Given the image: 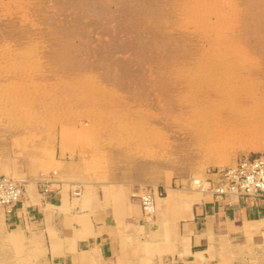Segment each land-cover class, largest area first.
<instances>
[{"label":"rangeland","instance_id":"374dc122","mask_svg":"<svg viewBox=\"0 0 264 264\" xmlns=\"http://www.w3.org/2000/svg\"><path fill=\"white\" fill-rule=\"evenodd\" d=\"M255 155L264 0H0V173L26 187L77 160L141 196L204 194Z\"/></svg>","mask_w":264,"mask_h":264},{"label":"crops","instance_id":"0c3cea01","mask_svg":"<svg viewBox=\"0 0 264 264\" xmlns=\"http://www.w3.org/2000/svg\"><path fill=\"white\" fill-rule=\"evenodd\" d=\"M54 164L30 175L17 205L0 207V264H264V198L164 185L147 213L134 185L99 181L81 161Z\"/></svg>","mask_w":264,"mask_h":264},{"label":"built area","instance_id":"2783aa9c","mask_svg":"<svg viewBox=\"0 0 264 264\" xmlns=\"http://www.w3.org/2000/svg\"><path fill=\"white\" fill-rule=\"evenodd\" d=\"M49 183V182H48ZM196 189L209 192L215 197H239L258 201L264 198V155L245 156L235 165L219 168L205 179H195ZM44 192H50V185L43 184ZM26 191L25 185L12 176L0 173V207L11 208L17 205ZM147 213L155 210L153 195L141 196Z\"/></svg>","mask_w":264,"mask_h":264},{"label":"bare ground","instance_id":"6f19581e","mask_svg":"<svg viewBox=\"0 0 264 264\" xmlns=\"http://www.w3.org/2000/svg\"><path fill=\"white\" fill-rule=\"evenodd\" d=\"M232 44V43H231ZM224 52V51H223ZM213 55V54H212ZM218 60V59H217ZM216 60V61H217ZM203 62V61H202ZM218 63V62H217ZM237 69V68H236ZM216 70V69H215ZM204 71V70H203ZM192 72V71H191ZM240 72V71H239ZM184 74V73H183ZM193 74V73H192ZM185 78H186V76H185ZM197 78V77H196ZM187 79V78H186ZM233 80V79H232ZM206 81V80H205ZM208 81H209V79H208ZM201 83V82H200ZM199 85V84H198ZM191 86V85H190ZM211 86V85H210ZM219 86V85H218ZM235 88H236V86H235ZM9 176V175H8ZM13 177V176H12ZM16 179V178H15ZM18 180V179H17ZM20 181V180H19ZM170 190V189H169ZM78 192V191H77ZM138 235H139V233H138ZM211 244V243H210ZM249 246H251V245H249ZM246 247V246H245ZM252 248V247H251ZM249 251V250H248Z\"/></svg>","mask_w":264,"mask_h":264}]
</instances>
